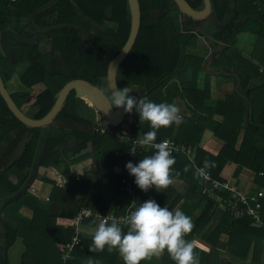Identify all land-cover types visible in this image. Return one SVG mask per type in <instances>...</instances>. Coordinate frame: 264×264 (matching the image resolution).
<instances>
[{
  "label": "trees",
  "instance_id": "1",
  "mask_svg": "<svg viewBox=\"0 0 264 264\" xmlns=\"http://www.w3.org/2000/svg\"><path fill=\"white\" fill-rule=\"evenodd\" d=\"M186 1L195 10L204 9V0ZM139 3L141 26L135 45L119 67L121 81L127 87L145 88L135 96L161 103L159 89L176 81L178 83V80L182 81V76L191 70V67L192 84H197L205 59L200 55H188L187 49L196 44L197 38H203L205 35L211 37L214 41L210 42L212 49L221 51L214 61L215 72L224 70L227 73H237L240 77L241 85L237 95L240 97L238 99L241 107L236 113L247 115V127L242 146L235 151V142L242 128L240 122L235 121L236 133L233 139L231 138L232 141L226 143L220 155L222 159L216 157L215 167L209 171H212V175L219 177L226 165V159H228L226 156L240 167H246L255 172L264 170V84L257 90H248L249 81L237 70V66L241 65L247 74L257 73L264 83V56L261 60L263 71H260L258 67L260 65L246 60L234 48L237 44V35L240 33L249 32L264 41V0H237L236 3L233 0H211L212 16L218 17V23L214 24L211 18L205 29H196L192 24L179 23L177 16L182 13L173 0H139ZM232 9H235V12L227 26L222 29L216 28L220 24L224 26L230 17L228 11ZM52 19L58 26L49 30ZM187 19L194 21L189 17ZM22 23L34 24L43 33L40 38L51 37L54 44L57 41H71L70 45L86 47L84 58L86 73L82 78L101 86L107 81L110 62L120 53L128 40L131 14L128 0H0V33L11 29L13 25ZM93 23L96 26H93ZM181 26L183 30H180ZM220 42L227 46L223 47ZM57 48L56 45L55 49ZM254 57L257 58L258 55L254 54L252 60L255 59ZM207 74L210 73L207 72ZM179 90L180 95L183 96V89ZM178 93L179 91L175 97L179 95ZM165 98H169V93ZM128 117L129 114L126 120ZM133 117L138 127H131L132 136L145 134L151 130L148 122H140L136 112ZM193 120H195L193 116L185 120V126L179 138L187 139L189 143L197 147L206 125ZM230 121L231 119L226 125H224L225 120L223 123L213 122L212 130L216 134L220 131L229 133L231 130L225 127L229 128ZM87 122L91 126L96 124V112L88 113ZM99 129L103 130V127ZM165 129L158 130L156 141H161L168 135L169 132ZM108 135L87 133L83 142L79 143L74 150L65 151L64 156L57 150L59 140L55 135L42 161L45 168L42 181L53 186L50 201L43 207L30 193L27 196L28 199H24L26 193L11 207L19 208V204L22 203L30 208L33 211V217L28 222L21 217H15L18 211L15 210L11 215L5 210L11 204L5 205L6 200L22 189L28 176L17 172L16 166L9 169L2 167L3 162L13 155V150L0 156V190L8 193L6 197H0V226L2 227H0V264H8L7 253L19 238L23 239L26 246L21 257V264H62V253L72 236L71 223L82 206H92L103 213L111 212L115 206H118L119 210L116 213L124 214L132 201H136L138 206L151 196L161 207L166 206L172 211L181 210L191 217L194 227L185 239L194 241L202 238L211 245L210 252L195 247L200 264L217 263L218 256L214 257L215 251H223L229 258H224V261L220 259L218 264H234L238 260H246L251 248V239L255 235L264 236L263 219L262 227L256 228L257 225L253 224L251 218L233 219L227 214L229 226L221 229L220 226L214 225L215 227L212 226L207 231V226L214 219L219 203L204 192L199 194V186L191 181L189 182L191 188L177 199H174L175 193L168 189L162 192H157L155 188L148 192L141 191L134 182L135 178L126 170V164L128 162L138 164L140 159L153 154V151L147 154L140 152L136 155L125 154L123 157H117L116 151H127L129 147L120 144L114 136ZM106 137L113 138V141L105 140ZM89 145L93 149L92 157L101 164L99 178L96 175V163L94 165L90 163L88 167L92 174L89 173L88 168L85 169L88 175L85 170L74 173L71 170V165L78 163L74 161L85 157V155L77 156ZM202 152L198 149L196 161L200 165L204 162L200 157ZM172 156L176 161L173 169L177 164L181 169L188 164L183 156ZM68 159L71 162H68ZM33 162L27 159L25 167H30ZM102 163L106 164V168L102 169ZM59 166H63L62 169H55ZM117 168L121 171L116 172ZM49 173L52 177H48ZM123 179L132 182V193L121 190ZM182 199L184 202L178 203ZM263 215L262 210V218ZM236 223L247 226L237 229L234 226ZM88 224L96 225L91 221ZM121 227L125 232L127 231L126 226ZM223 233L229 237L225 242L220 240ZM262 238L261 236L260 242L254 248L255 262L259 261L257 253H261V249H264V238ZM91 243L92 239L83 237L82 249L75 250L70 264H86L89 257L98 259L101 264H123L116 250L109 252L105 248L101 252H90ZM141 264H174V262L165 252L162 256L154 257L150 261H142Z\"/></svg>",
  "mask_w": 264,
  "mask_h": 264
},
{
  "label": "flooded vegetation",
  "instance_id": "2",
  "mask_svg": "<svg viewBox=\"0 0 264 264\" xmlns=\"http://www.w3.org/2000/svg\"><path fill=\"white\" fill-rule=\"evenodd\" d=\"M50 21L49 30L58 26L54 24V19ZM14 26L6 29L14 33L11 36L7 34L6 42L14 54L15 62L7 57L0 38V78L19 116L12 112L0 91V110L2 111L0 113V156L13 150V155L3 162L2 167L9 169L16 166V171L27 175L28 180L34 174L35 165L44 143H46V149L38 168V176L45 172L42 161L55 135L59 140L57 150L64 156L65 151L74 150L79 143L83 142L87 135V128L99 129L102 120L97 109L82 94L72 89L62 108L50 122L41 127L28 125L27 122L39 121L47 117L57 103L61 92L69 83L76 80L87 81L82 78L86 73L84 58L87 49L76 44L70 45L71 41H57L54 44L51 37L40 38L43 33L32 23ZM93 26L96 24L93 23ZM16 27L18 31L14 29ZM216 28H223V26L220 24ZM56 45L57 49H55ZM215 51L216 59L221 51ZM211 57L205 61L210 68L215 61H212ZM207 72L211 75L218 74L214 68ZM106 80L107 87L105 82L101 86L90 83L110 97L107 77ZM120 80L118 68L119 88ZM92 112H96L97 119L93 126L88 125L87 122L88 113ZM98 133L102 134L101 129L91 134ZM27 159L34 161L30 167H25ZM67 161L71 162L69 159Z\"/></svg>",
  "mask_w": 264,
  "mask_h": 264
},
{
  "label": "clouds",
  "instance_id": "3",
  "mask_svg": "<svg viewBox=\"0 0 264 264\" xmlns=\"http://www.w3.org/2000/svg\"><path fill=\"white\" fill-rule=\"evenodd\" d=\"M130 93L127 86L123 89L112 88L110 97L105 101V114L114 108L123 109L126 114L135 110L141 123H149L151 130L138 143L141 147L153 150V154L144 156L138 164L128 162L126 170L135 178L134 182L141 191L148 192L155 188L157 192H162L175 183L173 166L176 161L172 156L171 141L157 143V132L161 128L182 123L181 109L175 103H156ZM214 167L213 161L205 160L203 167L196 168V171L207 178L209 170ZM175 176L178 177L179 172ZM129 208V214L122 221L127 231L122 229L120 221L108 215L94 230L90 252H101L105 248L109 252L116 250L123 264H141L165 252L174 264H200L195 242L185 239L194 227L191 217L181 210L172 211L166 206L161 207L154 199L139 203L138 206L133 201ZM86 264L101 262L89 257Z\"/></svg>",
  "mask_w": 264,
  "mask_h": 264
},
{
  "label": "crops",
  "instance_id": "4",
  "mask_svg": "<svg viewBox=\"0 0 264 264\" xmlns=\"http://www.w3.org/2000/svg\"><path fill=\"white\" fill-rule=\"evenodd\" d=\"M191 47H193V46H191ZM209 52H210V50H209ZM245 56H246V54H244V57ZM202 57H204V59L206 60L208 55L207 56L204 55ZM249 60L251 62H253V60L251 58ZM256 65H257V63H256ZM189 71L191 72V70H189ZM189 71L187 73H185L184 76H182L183 77L182 81L178 80L179 81L178 85H174L175 88H178L177 91H179V93H178L179 95H177L175 97V103L181 109L183 121L180 124H173L172 126L167 127L165 130L168 131L169 133L173 134V135L171 136V138L165 136V138H163L162 140L169 139V140H174L180 144L192 145L194 147V153L192 155V159H193L195 164L203 167V165H200L196 161L198 149L203 151L200 154V157L203 161L209 160V161H213L215 163L216 157L218 159H222L220 157V155L222 154V151H223L226 143L232 141L231 138L236 133L235 121L240 122V124L242 126V128L239 130L238 137H237V140L235 142V151H238L241 148L243 140H244V136L246 133L245 130L247 127V115H245V114L238 115V113H236V112H238L237 111L238 108L241 107V102L238 99L240 97H238V95H237V93L239 92L240 85H241V83L239 85L237 83V81L240 80L239 76H238L239 79H237L232 74H226V76H229L231 78L230 79H218L216 77L215 78L212 77V80L209 79L210 80L209 82H208V78H205L204 83H203V85L205 87H198V82L196 85L192 84L193 83V81H192L193 80V74H192V72L190 73ZM214 75H211V76H214ZM243 76H244V74H243ZM243 78H245L249 81L248 90H250V91L257 90L264 84L263 80L258 76L257 73L247 74ZM172 86H173L172 84L169 85L165 89V92L159 91L160 94L166 96L169 92V89ZM183 86H185V87L183 88ZM236 88H237V90H236ZM179 89H183V92H184L183 96L180 95ZM196 105H198V106H196ZM134 113L135 112H133V114ZM191 116H193V119H195L193 121H198V122H201L202 124L206 125V129L203 132L202 137H201V141L197 147L194 144L189 143L187 139L182 140V137H181V139L179 138L180 132L183 130V128L185 126V120L187 118H190ZM230 119H231V121L229 122V128L225 127V129L231 130L229 133L225 132V131H220L219 133L216 134L212 130L214 128L213 122L223 123L225 120L224 125H226ZM133 120H134V122H133L134 126H132V127H137L138 124H137L136 119L134 118ZM126 121L127 120H125L124 123H126ZM185 133H186V128H185ZM143 135L144 134H138V136H141V137H143ZM150 151H147L146 154ZM176 156H183L184 158H186L188 164L186 166L182 167V169L179 168L178 164H177L176 167L173 169V176L175 177V183L173 185L169 186L167 189L171 190L172 192L175 193L174 199H177V197H181L184 193H186L191 188V185L189 184L190 181L192 183H196L199 186L198 193H199V189H202V192L206 193L216 203H219V207L216 210L217 212L215 214L214 219L207 226V231L212 226L213 227H215V226L219 227L220 226L221 229H224L227 226H229L228 215L230 217H232V216L224 208V205L222 204L223 202L220 201V197H227V193H221V192L216 193V194L211 193L209 191V189L204 184L195 180L194 169L192 167V163L190 162V160L186 156L181 155V154L176 155ZM226 158L229 159L228 156H226ZM228 159H226V165L224 166V169L222 170L219 177L212 175V171L211 172L209 171V173L211 174L213 179L218 180V181L229 182L231 185L237 186L239 188V190L245 191L246 193H258V192L264 193V177L259 176V173L261 171L255 172V171L248 169L246 167H240V165L237 164L234 160H230V159L228 160ZM100 167H101V164H100ZM186 168H187V170H185ZM115 170H116V172L121 171L119 168H117ZM262 171H264V170H262ZM177 172H179L178 177L175 176V174ZM187 179L189 180L188 182H187ZM40 184H41V188H42V185H44V184H46L50 187V189L47 193L48 194L47 197H49V199H50L51 193L53 190V186L51 184H49L47 182H43V181H40ZM36 189L37 190L35 192V196L38 198H41V200H44L43 202H45V200L47 201V197H45V198L42 197V195L38 191V187H36ZM167 189H165V191ZM32 193L34 194V191H32ZM201 193H199V194H201ZM149 199H154V198L151 196L148 199H146L145 201H147ZM49 201H47V202H49ZM261 201L263 204V211H264V198H262ZM183 202H184V200L182 199L178 203H183ZM10 214L13 215L12 213H10ZM15 217H18V218L21 217L26 222H28L33 217V211L30 208H27L26 206H24L23 208H21L18 211V213L16 214ZM232 218L235 219L234 217H232ZM262 219L264 221V215H263ZM262 224L259 226H256V228L262 227ZM97 226H98V224H96V225H90V224L85 225L83 227V231H84L83 237H88V238L92 239V236L94 234V230ZM234 226H235V228L240 229V228L245 227L247 225L244 226L242 223H236V224H234ZM261 236L264 238L263 235H261ZM260 237L255 235L251 239V244H250L251 248L247 254L246 260H238V261L234 262V264H262V263H264V249H261V253H257L259 255V261L258 262L254 261V259H255V255H254L255 249L254 248H255V245H257L258 242H260ZM228 239H229V237L227 236V234L223 233L221 235L220 240L222 242H225ZM194 242H195V247H197L198 249H200V250L202 249V250H205L206 252H210L211 245L208 242L204 241L202 238H197L196 240H194ZM16 244H18L19 247L16 251L15 258L12 260L10 255H11V251L13 250V248L15 247ZM263 247H264V243H263ZM25 249H26V246L23 242V239H21V238L17 239V241L14 243V245L9 249V251L7 253L8 264H21V257H22V254L25 252ZM214 254H215L214 257L218 256L217 263H215V264H218L220 259L224 261V258L225 257L227 258L225 252H223V251H215ZM227 259H229V258H227ZM249 259H250V261H248Z\"/></svg>",
  "mask_w": 264,
  "mask_h": 264
},
{
  "label": "water",
  "instance_id": "5",
  "mask_svg": "<svg viewBox=\"0 0 264 264\" xmlns=\"http://www.w3.org/2000/svg\"><path fill=\"white\" fill-rule=\"evenodd\" d=\"M174 4L177 6L179 11L185 15L186 17H189L195 21H201V20H207L212 18V22L214 24L218 23V17L216 15L212 16V3L211 0H204V9L201 11L193 9L190 4L186 0H173ZM234 3L237 2V0H233ZM129 3V9H130V14H131V29H130V34L128 37V40L120 53L110 62L109 68H108V74H107V79L109 83V89L111 92V89L118 87L117 83V71L119 66L124 62V60L127 58L129 55L130 51L132 50L133 46L135 45L136 39L139 34L140 26H141V9H140V3L139 0H128ZM235 12V9L229 10L228 13L230 17L226 20V23L224 24L223 28L227 26L228 22L230 21L231 17L233 16V13ZM222 29V28H219ZM7 34H14L12 31H2L0 34L1 38V45L4 48V51L7 55V57L11 58L15 62V57L14 54L12 53L10 47L8 46L6 42V36ZM22 39V38H21ZM24 40V39H22ZM27 42V41H24ZM215 60V57L213 58L212 61ZM206 68V66L204 67ZM219 73H224V74H232L234 77L239 79L237 73H227L226 71L222 70ZM238 85L241 83L240 80L237 81ZM119 88V87H118ZM75 89L79 94H82L87 101L93 105L96 109L97 112L100 114L102 122L100 123V127H116L119 126L120 124L124 123L126 120V113L124 112L123 109H112L109 114H105L107 111V107L105 104L106 94L98 87L94 86L92 83L84 80H76L71 83H69L61 92L60 97L51 110V112L47 115L42 120L39 121H30L27 122L28 125L32 127H41L50 122L60 109L62 108L63 103L65 102L69 92ZM237 90V88H236ZM0 91L2 93V96L8 103L10 109L12 112L16 115L19 116V112L15 105L13 104L11 98L9 97L7 91L5 90L2 80L0 78ZM46 149V143H44V147L42 148L39 156L37 163L35 165L34 169V174L29 177L27 180L26 184L17 191L14 195L9 197L5 205L13 203L18 201L20 198H22L29 190L32 188V185L36 182L37 177H38V168L40 166L43 153ZM97 173L98 176L101 175V167H100V162H97ZM202 192V189H199V193Z\"/></svg>",
  "mask_w": 264,
  "mask_h": 264
},
{
  "label": "built area",
  "instance_id": "6",
  "mask_svg": "<svg viewBox=\"0 0 264 264\" xmlns=\"http://www.w3.org/2000/svg\"><path fill=\"white\" fill-rule=\"evenodd\" d=\"M132 126H134L133 123H122L119 126L106 127L101 130L102 134L105 133L112 135L118 140L120 144H124L126 147H129V150L127 151H116V156L118 157H123L125 154L136 155L140 152H147L151 150L139 145L138 141L142 138L141 136L134 137L131 135ZM170 141L173 148L172 155H184L192 163V167L194 169V178L196 181L204 184L213 194L220 192L227 193V197H220V201L223 202L222 204L224 205V208L230 213L232 217L235 219L251 218L254 225L258 226L262 224L263 204L261 200L264 198L263 192L246 193L245 191L239 190L237 186L231 185L229 182L213 179L210 173L208 174L207 178L201 176L196 171V168L201 166L195 164L192 159L194 147L190 144H180L174 140ZM156 142L159 143L158 141ZM259 176L264 177V171H261ZM78 179H80V177H78ZM121 190L125 193H132V182L128 179H123ZM49 200V197H47V201ZM117 210H119V207L115 206L111 212L103 213L102 211L95 210L92 206H82L71 223L72 236L71 240L65 245L64 252L62 253V264H70V260L75 250L78 248L82 249L84 236L83 227L85 225H89V221L99 224L102 219H105L108 215H111L121 222V226H124L122 221L124 217L129 214L130 208L128 206L124 214H117Z\"/></svg>",
  "mask_w": 264,
  "mask_h": 264
},
{
  "label": "rangeland",
  "instance_id": "7",
  "mask_svg": "<svg viewBox=\"0 0 264 264\" xmlns=\"http://www.w3.org/2000/svg\"><path fill=\"white\" fill-rule=\"evenodd\" d=\"M177 11H178V9H177ZM177 18H178L179 23H181V24L182 23L192 24L193 27L196 28V29H205L206 28V25L209 23V20H210V19L201 20V21H195L194 20L193 22H191V21H189L187 19V17L185 15H183V14L181 15L180 13H179V16H177ZM14 29L17 30V31L19 30L17 27L14 28ZM181 29L183 30V27L182 26L180 27V30ZM11 35L12 34H9V36H11ZM211 41H213V39H211V37L206 36V35L203 38H201V37L200 38H197L196 44L193 47H191V46L188 47L187 54L188 55H191V56H195V55L196 56L197 55H200V56L206 55L207 56L208 55L207 58L211 57V55H212L211 58H214L217 54H215L216 51L212 49V46H211V43H210ZM220 45H222L223 47H226L227 46V44H224L222 42L220 43ZM263 45H264V41L261 40L258 36L254 35L252 33L246 32V33H240V34L237 35V44L234 46V48L237 51H239L242 54L243 57H244V54H246V56L244 58L246 60H248V61H250L249 60L250 58L252 59V56H254V54H257L258 57L257 58L254 57L255 59H253V62L254 63L256 62L257 65H260L258 67H259L260 71H263V66H262V63H261L262 56H264V47H263ZM209 50H210V52H209ZM205 61H204V64H203V71L200 72L199 75H198L199 76V79H198V87H205L203 85L205 78H208V82L210 81L209 79L212 80V77H214V78L216 77L218 79H230L231 78L229 76H226L225 74H215L214 76H211V74H207V71H210L211 69H213L216 66V63L212 64L211 65L212 67L210 68L209 67L210 65L207 66V64H205ZM205 66H206V68H204ZM237 70L241 74H244V77L247 75V71L241 65H238L237 66ZM192 71L193 70H192V67H191V72ZM185 73H187V72H185ZM119 84H120V88L121 89H123L124 87H126L125 84L121 80L119 81ZM105 85L107 87V83L106 82H105ZM172 85L173 86L169 89V92H168L169 93V98L166 99L165 98L166 96L161 95V100H160L161 102L175 103V95L177 93V90H176V88H175L174 85H178L177 81L174 82V83H172ZM168 86H166V87L165 86H162L160 88V91L165 92V89ZM128 88L131 91L130 95H134V96H135L136 93H139L140 91H142L144 89V87H142V86H134V87H128ZM196 106H198V105H196ZM133 112H135V110H133ZM133 112L131 114H129V117L127 118V121H126L127 124H130V123H133L134 122V120H133L134 119ZM137 127H138V125H137ZM92 132H94V133L95 132H99V129H97V128L96 129L87 128V133L91 134ZM172 135L173 134L169 133L167 135V137H170L171 138ZM105 140H108V141L111 142V141H113V138L106 137ZM92 151H93V149H92L91 145H89L87 149L82 150V152L77 157H82L84 155H85V157L79 158L78 160L74 161V162H78V163H76L74 165H71V170H72L73 173L74 172H77L79 170H85L86 168L89 167L90 163H93V165L96 163L95 158L92 157ZM62 167L63 166H59V167H56L55 169H59V168L62 169ZM103 167L106 168V164L105 163H102V169H103ZM90 168L92 169V167H90ZM88 171H89L90 174H92L91 173V170H89V168H88ZM88 171L85 170L86 175H88ZM43 174H45V173H42L41 175L38 176L36 182L34 183V186L29 190L30 192H27V194L25 195L26 197L24 199H28L27 196H29V193L31 194L32 191H34V194L33 193L32 194L35 196V192L37 190L36 187H38V191L40 192V194L42 195L43 198H45V197L48 196L47 193H48L50 187L48 185L44 184V185H42V188H41V184H40V181H42V175ZM96 175H97V178L100 177V176H98V173H96ZM48 177H52L51 176V173L48 174ZM7 195H8L7 191H3V190L1 191L0 190V197H6ZM37 198L38 197H36V200L39 201V205L41 204V206L44 207V205L47 203V201L45 200V202H43L44 200H41V198H38V199ZM11 204L6 207V209H5L6 212L12 213L15 210L16 211H19L21 208H23L24 206H26L25 204L20 203L19 204V208H16V206H15L12 209L11 207L15 204V202H13ZM7 219L8 218L5 216V220H7ZM2 220H4V218H2ZM18 247H19L18 244H16L15 247L13 248V250L11 251L10 257L12 258V260L15 258L16 251H17ZM248 261H250V259Z\"/></svg>",
  "mask_w": 264,
  "mask_h": 264
}]
</instances>
